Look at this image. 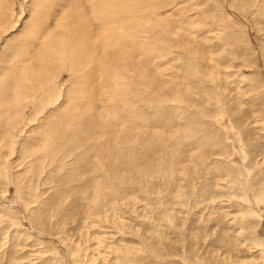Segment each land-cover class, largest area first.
<instances>
[{"label": "rangeland", "instance_id": "1", "mask_svg": "<svg viewBox=\"0 0 264 264\" xmlns=\"http://www.w3.org/2000/svg\"><path fill=\"white\" fill-rule=\"evenodd\" d=\"M0 264H264V0H0Z\"/></svg>", "mask_w": 264, "mask_h": 264}]
</instances>
